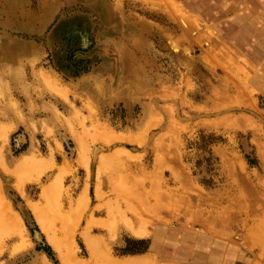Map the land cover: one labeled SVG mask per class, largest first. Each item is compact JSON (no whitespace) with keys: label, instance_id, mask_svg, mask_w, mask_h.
<instances>
[{"label":"rangeland","instance_id":"374dc122","mask_svg":"<svg viewBox=\"0 0 264 264\" xmlns=\"http://www.w3.org/2000/svg\"><path fill=\"white\" fill-rule=\"evenodd\" d=\"M147 261L264 264V0H0V264Z\"/></svg>","mask_w":264,"mask_h":264},{"label":"bare ground","instance_id":"6f19581e","mask_svg":"<svg viewBox=\"0 0 264 264\" xmlns=\"http://www.w3.org/2000/svg\"><path fill=\"white\" fill-rule=\"evenodd\" d=\"M185 23V22H184ZM172 41V40H171ZM173 42V41H172ZM174 44V43H173ZM174 48V47H173ZM222 58V57H221ZM45 77V76H44ZM46 80H47V78H46ZM44 81V80H43ZM59 91V90H58ZM59 93H60V91H59ZM61 94V93H60ZM16 109V108H15ZM233 156V155H232ZM234 158V157H233ZM228 159V158H227ZM231 159V158H230ZM226 160V159H225ZM28 161H30V160H28ZM41 162V161H40ZM228 162V161H227ZM41 163H43V161L41 162ZM229 163V162H228ZM231 163V162H230ZM229 163V164H230ZM232 164V163H231ZM39 165V164H38ZM41 165V168L44 166H42V164H40ZM40 165H39V167H40ZM231 166H233V165H231ZM177 172V171H176ZM176 172L174 173V174H176ZM177 173H179V171L177 172ZM173 174V173H172ZM173 174V175H174ZM175 176H179L180 177V173L177 175H175ZM175 176H173V178H175ZM176 179H178L179 180V178L178 177H176ZM185 189V188H184ZM132 195V193H130V195H128V194H126L125 196L127 197V196H131ZM125 196H124V198H125ZM132 197V199H133V197H134V200L136 201V199H135V197H136V195H133V196H131ZM130 197V198H131ZM122 198H123V196H122ZM129 198V201H131V199ZM138 198H139V200H140V197L138 196ZM137 198V199H138ZM125 200V199H124ZM138 200V201H139ZM142 200V199H141ZM125 201H127V198H126V200ZM138 201H136L137 203H138ZM132 202H133V200H132ZM146 201H144V203H145ZM131 202H128V205L127 206H125V209H126V207H127V209L125 210V214H131V215H134V217L136 218V220H137V222L141 225L140 226V229H139V231H138V229H137V234H138V236L139 235H142V236H140V237H143V235H146L147 234V231H146V228H143L142 226H143V224L144 223H146V222H148L149 221V219L148 218H150V216L152 217V215L154 214L153 212H154V210H153V212H152V209H150L149 207H146V205L144 206V204H143V201H142V204L140 203V204H135V203H133L134 205H129ZM159 204H161V202H158ZM163 204H165L164 202H162ZM127 204V203H126ZM132 204V203H131ZM158 205V204H157ZM167 205V204H166ZM160 206H162V205H160ZM164 206L165 205H163V207H161V208H163V209H165L167 206H165V208H164ZM153 207V206H152ZM155 207V206H154ZM157 207H159V205L157 206ZM149 208V209H148ZM168 208V207H167ZM158 210H160V209H158ZM157 210V212H160V211H162V209L160 210V211H158ZM156 212V211H155ZM151 214V215H150ZM158 213H156V214H154V215H157ZM153 215V216H154ZM125 217V216H124ZM156 217H159V215L158 216H156ZM92 225H94L93 223H91ZM91 224H88V226H87V228H86V232L85 233H87L88 231H90V229L93 227ZM126 224V223H125ZM129 224V223H128ZM131 225H132V227L130 226V225H128L132 230H133V232L134 231H136L135 229L136 228H134L133 227V224H132V222H131ZM15 230V229H14ZM115 230V229H114ZM116 231V230H115ZM111 232V231H110ZM84 233V234H85ZM112 233H113V231H112ZM88 234H89V232H88ZM88 234H86V236H88ZM115 234V233H114ZM136 234V233H135ZM84 236V235H83ZM84 238V237H83ZM88 239H90L91 238V236L89 235L88 237H87ZM235 238V237H234ZM84 240H85V238H84ZM91 241H93L92 239H90ZM236 240H238L237 238H236ZM238 242V241H237ZM92 243V242H91ZM93 243H94V241H93ZM96 248V247H95ZM93 250H95L94 249V247L92 248V251ZM91 251V252H92ZM95 251H97V250H95ZM94 251V252H95ZM98 252V251H97ZM96 253V252H95ZM95 256V255H94ZM95 258H96V256H95ZM109 259H110V257H109ZM76 260V259H75ZM150 259H148V261H149ZM135 261V260H134ZM137 262H138V260H136ZM142 261V260H141ZM145 261V260H144ZM147 261V262H148ZM153 261V260H152ZM152 261H150V262H152ZM74 263V262H73ZM114 262H112V264H113ZM118 263V262H117ZM121 263V262H120ZM124 263V262H123ZM131 263H132V261H131ZM140 263V262H139ZM138 263V264H139ZM153 263V262H152ZM152 263H149L148 262V264H152ZM116 264V263H115ZM134 264H137V263H134ZM142 264V263H141ZM143 264H144V262H143ZM146 264V263H145ZM154 264V263H153Z\"/></svg>","mask_w":264,"mask_h":264}]
</instances>
